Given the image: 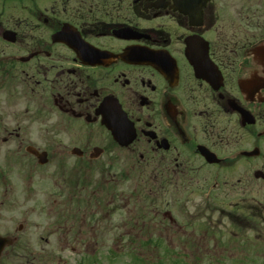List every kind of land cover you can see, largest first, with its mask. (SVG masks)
Here are the masks:
<instances>
[{
  "label": "flooded vegetation",
  "instance_id": "1",
  "mask_svg": "<svg viewBox=\"0 0 264 264\" xmlns=\"http://www.w3.org/2000/svg\"><path fill=\"white\" fill-rule=\"evenodd\" d=\"M0 236L264 264V0H0Z\"/></svg>",
  "mask_w": 264,
  "mask_h": 264
},
{
  "label": "rangeland",
  "instance_id": "2",
  "mask_svg": "<svg viewBox=\"0 0 264 264\" xmlns=\"http://www.w3.org/2000/svg\"><path fill=\"white\" fill-rule=\"evenodd\" d=\"M43 220L41 223L43 224ZM36 259L41 260V264H79L80 256L72 255L68 251L48 250L32 252ZM107 254V253H106ZM131 256L129 253H121V260L117 264H131ZM12 264H14L12 262ZM106 264H109L106 262Z\"/></svg>",
  "mask_w": 264,
  "mask_h": 264
},
{
  "label": "water",
  "instance_id": "3",
  "mask_svg": "<svg viewBox=\"0 0 264 264\" xmlns=\"http://www.w3.org/2000/svg\"><path fill=\"white\" fill-rule=\"evenodd\" d=\"M4 247H5V241L2 237H0V256L4 250Z\"/></svg>",
  "mask_w": 264,
  "mask_h": 264
}]
</instances>
